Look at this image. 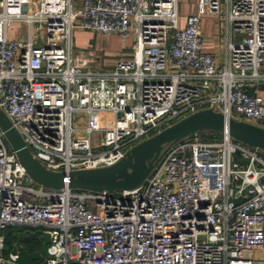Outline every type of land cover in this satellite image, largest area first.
<instances>
[{"label":"built area","instance_id":"1","mask_svg":"<svg viewBox=\"0 0 264 264\" xmlns=\"http://www.w3.org/2000/svg\"><path fill=\"white\" fill-rule=\"evenodd\" d=\"M74 1L0 0V109L66 186L201 110L263 121L264 0H196L182 28L178 0ZM217 14L222 61L202 46L201 18ZM17 23L26 34L10 39ZM76 29L132 40V57L104 69L75 49ZM202 133L167 145L137 188L107 193L36 184L0 130V264H19L9 227L48 233L37 264H261L249 252L264 247V152Z\"/></svg>","mask_w":264,"mask_h":264},{"label":"water","instance_id":"2","mask_svg":"<svg viewBox=\"0 0 264 264\" xmlns=\"http://www.w3.org/2000/svg\"><path fill=\"white\" fill-rule=\"evenodd\" d=\"M0 130L10 150L16 155L30 178L36 184L54 190L67 187L72 190L111 193L135 189L144 182L167 145L204 131L226 132L234 140L257 147L264 152V128L228 118L212 109H205L184 117L152 137L141 141L130 149L121 161L110 167L71 172L69 184L66 186L64 173L48 171L33 158L21 135L1 109ZM26 233L39 236L41 251L29 252L25 248L21 243V238ZM16 237L12 250L18 253L19 264H31L32 260L40 258L41 254L44 257L47 256L48 233L39 230L24 231Z\"/></svg>","mask_w":264,"mask_h":264},{"label":"crops","instance_id":"3","mask_svg":"<svg viewBox=\"0 0 264 264\" xmlns=\"http://www.w3.org/2000/svg\"><path fill=\"white\" fill-rule=\"evenodd\" d=\"M183 1V2H182ZM183 3V4H182ZM81 4V0H75L73 3V7L77 8ZM182 4V6H181ZM197 10V1L196 0H178V22L179 27L182 28L185 25L186 18L196 13ZM219 22V28L214 24L215 22ZM201 30L203 34V41L202 46L203 49L220 59L223 60L225 54V38H226V31L223 25V17L221 14L217 15H206L201 18ZM8 37L10 39H19L20 35L15 33V31L10 28L8 30ZM73 44L74 47L77 49L85 50L91 56H98L101 53H107L108 55H119L116 58V61H111L110 66L103 64L104 69H111L113 68L118 61L120 60H127L132 57V40L127 42H122L116 35H101V34H94L89 31H83L80 29H76L73 32ZM93 41V43L91 42ZM131 42V43H130ZM124 51H130L131 54L126 56ZM125 55V56H124ZM120 57V58H119ZM260 72L264 74V66L260 69ZM259 94L264 98V81L258 85ZM108 119V116H100L99 121H105ZM264 128V119L260 125ZM210 133V132H209ZM35 231L31 229H24ZM24 238V237H22ZM21 238V243H22ZM250 256L256 260H259L261 264H264V247L256 248L249 252Z\"/></svg>","mask_w":264,"mask_h":264},{"label":"rangeland","instance_id":"4","mask_svg":"<svg viewBox=\"0 0 264 264\" xmlns=\"http://www.w3.org/2000/svg\"><path fill=\"white\" fill-rule=\"evenodd\" d=\"M181 2V0H180ZM183 2V1H182ZM183 4V3H182ZM181 4V6H182ZM220 22V21H219ZM218 21L215 22L214 24L219 28V23ZM12 29L15 31V33H21V35H24L26 34V25L23 24V23H17V24H14ZM91 42V41H90ZM93 43V41L91 42ZM131 43V42H130ZM75 49H77V47H75ZM124 54L126 56L129 57V55L131 54L130 51H124ZM124 55V56H125ZM119 55H108L106 52L105 53H101V55H98V56H94L95 58H97L99 60V64L103 66V64L107 65V66H110V62L111 61H116V58H118ZM120 58V57H119ZM112 68V67H111ZM99 117L100 115L97 114V113H93L92 114V118L98 123L99 121ZM262 122H257L255 123L256 125H260ZM85 124V115L84 114H79V115H75L74 116V121H73V126L74 128H79V127H82L83 125ZM77 137L81 136L80 133H77L76 134ZM215 136V134L213 133H209V132H203L201 135H200V139H203V140H211L213 139V137ZM35 186V185H33ZM16 229V228H15ZM29 231V230H28ZM38 247L40 248V251H41V245L40 244H37ZM5 248L6 250H8L10 248V245L8 243L5 244ZM250 255V254H249ZM43 254L40 255V258L38 259H33L31 264H37L39 263L42 259H43Z\"/></svg>","mask_w":264,"mask_h":264},{"label":"trees","instance_id":"5","mask_svg":"<svg viewBox=\"0 0 264 264\" xmlns=\"http://www.w3.org/2000/svg\"><path fill=\"white\" fill-rule=\"evenodd\" d=\"M210 132H212V131H210ZM213 133H215V132H213ZM22 230L23 229H19V228L15 229V227L6 228L3 231L4 236H5V242L8 243L11 247L13 245V243L16 242V239H17L15 232L16 231H22ZM22 243L25 246H27V249L30 251L40 249L38 247V245L36 243H34L32 238H30V237L22 238Z\"/></svg>","mask_w":264,"mask_h":264},{"label":"flooded vegetation","instance_id":"6","mask_svg":"<svg viewBox=\"0 0 264 264\" xmlns=\"http://www.w3.org/2000/svg\"><path fill=\"white\" fill-rule=\"evenodd\" d=\"M24 231H28V230H24ZM24 231H16L15 234L17 235V234L22 233V232H24ZM29 231H30V230H29ZM22 237H30V238H32V240H33L34 243H36V244H40V245H41V240L39 239V236H32V235L26 233V234L23 235ZM26 248H27V246H26Z\"/></svg>","mask_w":264,"mask_h":264}]
</instances>
